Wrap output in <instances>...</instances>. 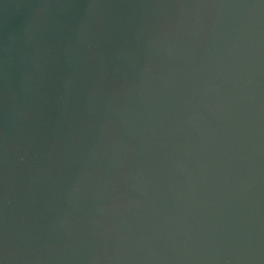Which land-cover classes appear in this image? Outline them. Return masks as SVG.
<instances>
[{
  "label": "water",
  "instance_id": "1",
  "mask_svg": "<svg viewBox=\"0 0 264 264\" xmlns=\"http://www.w3.org/2000/svg\"><path fill=\"white\" fill-rule=\"evenodd\" d=\"M0 264H264V0H0Z\"/></svg>",
  "mask_w": 264,
  "mask_h": 264
}]
</instances>
